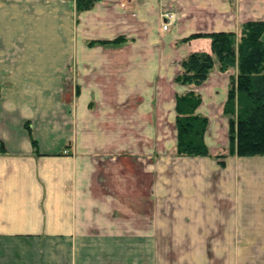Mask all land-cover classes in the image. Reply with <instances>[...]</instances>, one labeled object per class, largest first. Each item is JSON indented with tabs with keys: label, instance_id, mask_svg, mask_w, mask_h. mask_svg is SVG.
I'll list each match as a JSON object with an SVG mask.
<instances>
[{
	"label": "crops",
	"instance_id": "crops-1",
	"mask_svg": "<svg viewBox=\"0 0 264 264\" xmlns=\"http://www.w3.org/2000/svg\"><path fill=\"white\" fill-rule=\"evenodd\" d=\"M259 20L264 0H0V264H264L233 255L264 249V156L175 154L188 91L212 154L229 148L237 68L177 83L211 52L190 37Z\"/></svg>",
	"mask_w": 264,
	"mask_h": 264
},
{
	"label": "trees",
	"instance_id": "trees-1",
	"mask_svg": "<svg viewBox=\"0 0 264 264\" xmlns=\"http://www.w3.org/2000/svg\"><path fill=\"white\" fill-rule=\"evenodd\" d=\"M97 0H78V10L91 7ZM264 21H248L235 32L194 34L190 38L209 37L211 52L195 51L182 61L176 77L181 85H201L218 62L220 70L237 68L232 78L223 112L229 119V148L225 153L212 154L205 139L209 124L207 116L197 112L202 103L200 94L188 91L176 95V156H212L222 167L230 155L264 156ZM125 37L104 44H119ZM35 151L38 143L28 127ZM0 150L4 146L0 142Z\"/></svg>",
	"mask_w": 264,
	"mask_h": 264
},
{
	"label": "rangeland",
	"instance_id": "rangeland-1",
	"mask_svg": "<svg viewBox=\"0 0 264 264\" xmlns=\"http://www.w3.org/2000/svg\"><path fill=\"white\" fill-rule=\"evenodd\" d=\"M162 219L165 221L164 217H162ZM214 251L217 252V254L215 253L216 255L227 256V258L232 256V254H229V249L220 248V249H214ZM233 255L237 256L238 261L241 260V261L247 262V261H250V259H252V258L254 260L255 258L264 256V249H260V248H253V249L238 248L237 249L236 248L233 251ZM248 264H255V260L253 263L249 262Z\"/></svg>",
	"mask_w": 264,
	"mask_h": 264
},
{
	"label": "built area",
	"instance_id": "built-area-1",
	"mask_svg": "<svg viewBox=\"0 0 264 264\" xmlns=\"http://www.w3.org/2000/svg\"><path fill=\"white\" fill-rule=\"evenodd\" d=\"M173 18H174V15L171 12H167L163 14L162 19H163V29L164 30H167L169 28L170 24L172 23Z\"/></svg>",
	"mask_w": 264,
	"mask_h": 264
}]
</instances>
